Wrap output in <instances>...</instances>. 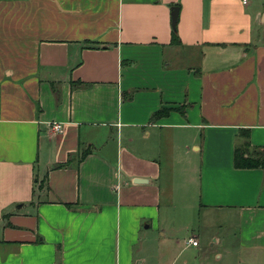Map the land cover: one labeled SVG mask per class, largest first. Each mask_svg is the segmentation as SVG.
Segmentation results:
<instances>
[{"label": "crops", "instance_id": "obj_1", "mask_svg": "<svg viewBox=\"0 0 264 264\" xmlns=\"http://www.w3.org/2000/svg\"><path fill=\"white\" fill-rule=\"evenodd\" d=\"M245 129L264 0H0V264H264Z\"/></svg>", "mask_w": 264, "mask_h": 264}, {"label": "trees", "instance_id": "obj_2", "mask_svg": "<svg viewBox=\"0 0 264 264\" xmlns=\"http://www.w3.org/2000/svg\"><path fill=\"white\" fill-rule=\"evenodd\" d=\"M172 43L178 45L181 43V39L179 37L177 26L173 28L172 33ZM80 84H85L81 81H73L72 85L77 86ZM166 113L165 110H161L160 114ZM241 141L235 148L234 154V165L236 168H263L264 169V146H254L250 142L249 139V130L245 129L241 132ZM89 153V149H85L80 157L78 158V162L82 161L86 155ZM66 163H60L57 166H62Z\"/></svg>", "mask_w": 264, "mask_h": 264}, {"label": "rangeland", "instance_id": "obj_3", "mask_svg": "<svg viewBox=\"0 0 264 264\" xmlns=\"http://www.w3.org/2000/svg\"><path fill=\"white\" fill-rule=\"evenodd\" d=\"M173 226H176L177 227V225L175 224V225H173ZM192 230H188V229H185V228H181L180 229V233H182L183 235L185 234V233H188L189 235L190 234H192ZM188 234H186V236L188 235ZM205 244H207V241H206V243ZM204 244V245H205ZM219 249V246H214V247H209L208 245H207V248L205 247V251L203 252V255H202V260L199 262V264H203V262H204V264H220L219 262H217L215 259H214V254L216 253V251ZM211 253V254H210Z\"/></svg>", "mask_w": 264, "mask_h": 264}, {"label": "built area", "instance_id": "obj_4", "mask_svg": "<svg viewBox=\"0 0 264 264\" xmlns=\"http://www.w3.org/2000/svg\"><path fill=\"white\" fill-rule=\"evenodd\" d=\"M249 0H243V3L244 4H247ZM51 128L53 130H55L56 132H60L63 128V124L60 123V122H51L50 124ZM190 242L193 244V245H197L198 244V241L194 238H191L190 239Z\"/></svg>", "mask_w": 264, "mask_h": 264}, {"label": "water", "instance_id": "obj_5", "mask_svg": "<svg viewBox=\"0 0 264 264\" xmlns=\"http://www.w3.org/2000/svg\"><path fill=\"white\" fill-rule=\"evenodd\" d=\"M178 15H179V8L175 6L173 7V12H172L173 28L176 27Z\"/></svg>", "mask_w": 264, "mask_h": 264}]
</instances>
